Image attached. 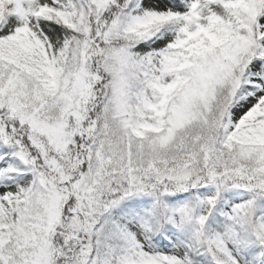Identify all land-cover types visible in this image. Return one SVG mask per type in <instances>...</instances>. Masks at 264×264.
<instances>
[{"label":"snow or ice","instance_id":"obj_1","mask_svg":"<svg viewBox=\"0 0 264 264\" xmlns=\"http://www.w3.org/2000/svg\"><path fill=\"white\" fill-rule=\"evenodd\" d=\"M0 264H264V0H0Z\"/></svg>","mask_w":264,"mask_h":264}]
</instances>
